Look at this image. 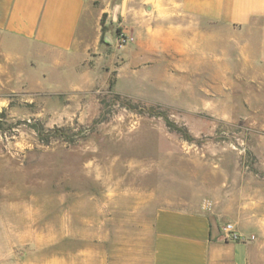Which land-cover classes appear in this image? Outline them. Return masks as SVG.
<instances>
[{
  "label": "rangeland",
  "instance_id": "rangeland-1",
  "mask_svg": "<svg viewBox=\"0 0 264 264\" xmlns=\"http://www.w3.org/2000/svg\"><path fill=\"white\" fill-rule=\"evenodd\" d=\"M106 18L87 35L99 34L95 58L70 57L63 80L39 63L28 88L0 98V264H144L162 195L204 200L228 178H242L246 196L264 186L252 92L229 90L219 112L221 97L187 66H127L117 82L121 31ZM90 69L94 87L74 88ZM132 192L149 207L132 209Z\"/></svg>",
  "mask_w": 264,
  "mask_h": 264
},
{
  "label": "crops",
  "instance_id": "crops-1",
  "mask_svg": "<svg viewBox=\"0 0 264 264\" xmlns=\"http://www.w3.org/2000/svg\"><path fill=\"white\" fill-rule=\"evenodd\" d=\"M103 14L106 25L132 37L122 44L117 82L127 66H187L196 80L211 83L212 97H221L219 112H228L229 90L237 98L248 90L247 103L264 113V0H0V98L7 88H28L39 63L44 77L59 73L63 80L70 57L95 58L99 34L93 40L87 35L93 26L99 31ZM85 73L89 80L74 88L94 87L92 70ZM206 194L167 204L162 195L153 203L144 264H258L264 186L246 196L243 179L228 178ZM131 197L132 209L149 207L147 195ZM228 222L254 238L225 239Z\"/></svg>",
  "mask_w": 264,
  "mask_h": 264
},
{
  "label": "built area",
  "instance_id": "built-area-1",
  "mask_svg": "<svg viewBox=\"0 0 264 264\" xmlns=\"http://www.w3.org/2000/svg\"><path fill=\"white\" fill-rule=\"evenodd\" d=\"M131 39H132V37L122 36L121 35L122 44L127 43ZM222 233H223V236H224L225 239H229V240H232V241L248 240V239H250L249 237L241 234L237 230L236 226L233 223H231V222H228L225 225H223V227H222ZM251 238H253V237H251Z\"/></svg>",
  "mask_w": 264,
  "mask_h": 264
}]
</instances>
